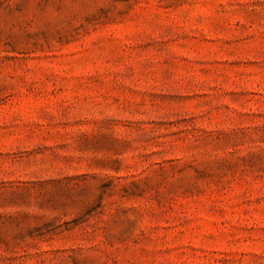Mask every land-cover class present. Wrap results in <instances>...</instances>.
Masks as SVG:
<instances>
[{
    "label": "rangeland",
    "instance_id": "obj_1",
    "mask_svg": "<svg viewBox=\"0 0 264 264\" xmlns=\"http://www.w3.org/2000/svg\"><path fill=\"white\" fill-rule=\"evenodd\" d=\"M0 264H264V0H0Z\"/></svg>",
    "mask_w": 264,
    "mask_h": 264
}]
</instances>
